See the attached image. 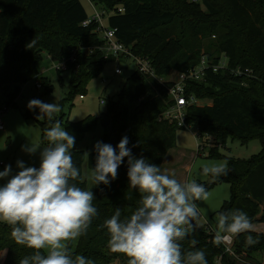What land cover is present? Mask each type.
<instances>
[{
    "label": "trees",
    "instance_id": "obj_1",
    "mask_svg": "<svg viewBox=\"0 0 264 264\" xmlns=\"http://www.w3.org/2000/svg\"><path fill=\"white\" fill-rule=\"evenodd\" d=\"M91 1L107 13L108 27L117 29L118 40L136 57L150 62L156 78L136 71L126 78L117 100L101 116L65 122V129L75 137L73 159L83 177L79 186L87 188L84 163L87 159L90 170L95 167L96 153L93 150L87 157L77 145L99 124L103 128L102 142L115 147L127 136L134 156H143L162 170L167 154L177 147L178 131L184 128L161 119L172 103L167 89L171 83L160 80L172 72L184 73L199 66L205 57L210 67L203 80L189 81L186 90L197 101L210 99L212 104L190 106L187 123L197 127L200 138H214L217 147L210 151L211 158L219 155L218 147L229 137L242 143L260 140L262 152L248 160L229 159L227 175L210 176L215 183L202 184L208 190L218 182L230 185L231 198L217 214L239 209L253 224L264 223V0ZM88 18L81 0H0V88L16 86L6 104L8 109L19 97L21 85L38 78L46 96L54 92L51 80L40 78L44 53L57 62L75 55L77 62L69 61L72 93L68 101L91 79L99 77L108 62L116 61L106 59L100 50L104 41L95 32L97 25L83 26ZM223 57L228 67L215 71ZM247 69L252 72L250 76L236 73ZM42 126H50L47 118ZM95 198L99 214L87 235L79 238L74 254L94 264L117 260L127 264L126 256L108 249L109 236L103 227L117 207L124 219L137 206L139 193L128 186L127 158L118 169L117 179L107 186H95ZM10 233V227L0 223V256L6 254L4 264H19L32 250L17 245ZM249 234L258 241L256 244L246 243ZM214 236L197 228L182 242L183 250L204 251L208 264H217L219 258L222 264H237L224 247L215 244ZM193 238L197 240L194 248L189 244ZM233 249L236 255H264V233L252 231L234 237Z\"/></svg>",
    "mask_w": 264,
    "mask_h": 264
},
{
    "label": "clouds",
    "instance_id": "obj_2",
    "mask_svg": "<svg viewBox=\"0 0 264 264\" xmlns=\"http://www.w3.org/2000/svg\"><path fill=\"white\" fill-rule=\"evenodd\" d=\"M27 106L39 109L38 120L47 118L50 122L44 129L47 145L29 142L22 146L29 155L39 151V167L25 166L18 160L17 173L13 174L11 165L0 171V180L6 181L0 184V223L10 227L17 245L32 250L19 264H94L74 254L72 248L74 242L87 235L99 214L93 187L79 186L83 177L73 159L75 137L60 120L52 122L62 111L58 103L32 99ZM128 144L127 136L115 147L102 141L94 144L96 162L89 176L93 186L110 185L127 158L128 186L139 193L137 206L128 217L121 219L117 207L104 221L108 249L126 256L127 264H208L204 251L185 252L182 247V242L203 226L197 201L208 199V189L195 179L181 182L175 173L162 171L143 156L137 158ZM228 171L227 162L202 167V175L213 178L227 175ZM254 230L244 211L220 212L214 242L217 246L230 243L234 237ZM257 242L252 235H246L248 245ZM189 244L194 248L197 240L193 238Z\"/></svg>",
    "mask_w": 264,
    "mask_h": 264
},
{
    "label": "rangeland",
    "instance_id": "obj_3",
    "mask_svg": "<svg viewBox=\"0 0 264 264\" xmlns=\"http://www.w3.org/2000/svg\"><path fill=\"white\" fill-rule=\"evenodd\" d=\"M90 18L95 15V10L102 13L100 7L93 8L91 0H81ZM108 15H105L104 24L107 23ZM204 53V50H203ZM43 61L39 66L40 78L51 80L54 85V92L46 96L45 90L36 86V79L21 85V93L15 104L7 109L1 116L4 124V129L0 130V171H3L6 165L12 166L13 174L19 171L17 161H23L25 166L39 167L40 158L39 151L36 154L29 155L22 150V146L31 143H40L41 146H46L44 140V127L42 123L45 119L38 120L39 109L30 110L28 102L32 99H39L45 103H58L62 111L54 116V120H61L64 127L67 120L71 122H79L89 116H101L108 109L111 102L116 101L119 92L124 87L126 78L131 77L138 71L137 63L132 59L123 60L121 62H108L102 74L99 77L91 79L81 91L77 92L74 99L68 101L71 91L72 73L70 71L57 70L55 61L43 54ZM120 68L123 74L117 75L116 70ZM178 73L172 72L164 81L177 80ZM16 90V86H8L0 88V107L5 109L6 104L10 102V95ZM84 94V99H81V94ZM102 101H105L103 104ZM212 100L206 99L199 101L200 106L211 105ZM200 134L197 127L192 129L180 130L177 133V147L172 149L168 160L164 166V170L171 168L175 173V178L181 182L188 179H195L199 183L207 185L212 184L213 180L210 176L202 175V167L212 166L214 164L227 162L229 159L248 160L253 156L259 155L262 152V143L260 140H252L248 143H242L239 140L227 138L224 145L218 147V156L209 157L210 151L217 147L214 138L204 137L196 138ZM103 128L99 124L96 131L87 134L84 139L78 143L77 149L86 153V156L94 150V144L97 141H102ZM201 146V149L200 147ZM84 181L87 188H92L95 195V186L89 179L90 168L88 161L83 167ZM5 180H0V184L5 183ZM209 196L206 201H197V204L202 213L200 223L203 225L200 229H205L207 224L216 231L217 212L222 208L223 204L231 198V187L228 183L218 182L209 190ZM205 220L207 222H205ZM3 224V223H2ZM254 225V224H253ZM255 232L264 233V225H254ZM78 242L72 244V248L76 249ZM237 264H264V255L249 257L246 253L232 256ZM6 254L0 256V264H4ZM113 264H122L120 260Z\"/></svg>",
    "mask_w": 264,
    "mask_h": 264
},
{
    "label": "built area",
    "instance_id": "obj_4",
    "mask_svg": "<svg viewBox=\"0 0 264 264\" xmlns=\"http://www.w3.org/2000/svg\"><path fill=\"white\" fill-rule=\"evenodd\" d=\"M192 2H198L199 0H191ZM92 2V1H91ZM93 8L96 9V5L92 2ZM121 11V10H120ZM107 13L105 11H102V13L95 10V15L93 18H88L83 26L89 27L92 24H96V30L95 32L99 35V37L104 41V45L100 48L101 51H103L105 58H115L116 61L120 62V60H127L132 58L138 66V71L146 76H149L151 78H156V74L153 70L152 65L150 62L145 58H139L136 57L132 50L125 46L123 43H121L117 38V29L109 28L104 24L105 15ZM90 53L93 52V49H89ZM69 61L71 63H76L77 59L75 55L69 59L64 60L61 62L55 61V68L63 71H69ZM209 64L207 62V59L204 57L202 58V61L199 66L190 69L187 72L184 73H178L177 80H171L168 81L171 83V85L167 88L168 89V96L170 99V102L172 105L166 110L162 115L161 119H164L165 121H168L173 124H177L179 127L184 129H192V126L187 123V110L190 106L198 104V101L193 96L187 95L186 86L189 81H201L203 80V77L206 73V70L209 68ZM228 67V61L226 57L222 58L221 63L214 68L215 71H218L219 69H226ZM80 65L77 64L76 70H79ZM238 76H241L242 74L251 75L252 72L250 70H245L244 72L242 70L236 71ZM116 74L120 75L123 74L122 70L120 68H117ZM161 83H165L166 81L160 80ZM36 86L38 88H42V85L40 82L36 83ZM81 99H84V96H80ZM104 104L105 101H102ZM8 109L6 106L5 109L0 107V130L4 129V124L2 122L1 116L4 114V112ZM196 138H200L199 134L196 135ZM201 149V146H199ZM206 230H208L210 233L215 234V231L207 224ZM222 247L225 248V252L229 254L230 256H236L233 245H234V238L233 240L229 242H225L220 244ZM217 264H222L221 258L218 259Z\"/></svg>",
    "mask_w": 264,
    "mask_h": 264
},
{
    "label": "crops",
    "instance_id": "obj_5",
    "mask_svg": "<svg viewBox=\"0 0 264 264\" xmlns=\"http://www.w3.org/2000/svg\"><path fill=\"white\" fill-rule=\"evenodd\" d=\"M198 104H199V101H198ZM172 151V150H171ZM170 151V152H171ZM170 152L167 154V156H166V158H165V160H164V163H163V166H162V171H167L169 174H172V173H174V171L171 169V168H167L166 170H164V166H165V164H166V162H167V160H168V157H169V154H170ZM255 225V224H254ZM258 226H263L264 225V223H259V224H257Z\"/></svg>",
    "mask_w": 264,
    "mask_h": 264
},
{
    "label": "water",
    "instance_id": "obj_6",
    "mask_svg": "<svg viewBox=\"0 0 264 264\" xmlns=\"http://www.w3.org/2000/svg\"><path fill=\"white\" fill-rule=\"evenodd\" d=\"M124 78L126 77L125 74L122 75ZM211 183H215V180H212Z\"/></svg>",
    "mask_w": 264,
    "mask_h": 264
}]
</instances>
